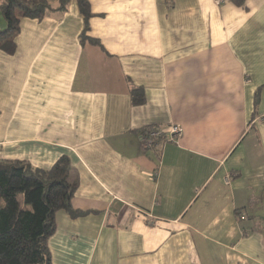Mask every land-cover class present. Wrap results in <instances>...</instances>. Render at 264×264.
I'll return each instance as SVG.
<instances>
[{
    "label": "crops",
    "instance_id": "obj_1",
    "mask_svg": "<svg viewBox=\"0 0 264 264\" xmlns=\"http://www.w3.org/2000/svg\"><path fill=\"white\" fill-rule=\"evenodd\" d=\"M89 3L87 32L72 0L0 50V161L78 183L52 264H264V0ZM150 126L182 136L147 151Z\"/></svg>",
    "mask_w": 264,
    "mask_h": 264
},
{
    "label": "trees",
    "instance_id": "obj_2",
    "mask_svg": "<svg viewBox=\"0 0 264 264\" xmlns=\"http://www.w3.org/2000/svg\"><path fill=\"white\" fill-rule=\"evenodd\" d=\"M72 0H59L54 8L46 0H4L0 6L7 26L0 28V50L13 55L23 19L42 21L52 12L66 11ZM85 22L84 33L92 18L89 0H75ZM242 5L244 0H236ZM84 39L99 45L85 35ZM134 106L144 105L145 92L132 88ZM259 94L256 95V102ZM157 126L146 127L141 135ZM70 159L61 157L49 170L34 168L25 161H0V264H52L48 241L56 231L55 216L66 211L72 217L85 212L75 211L72 199L78 183L71 180Z\"/></svg>",
    "mask_w": 264,
    "mask_h": 264
},
{
    "label": "built area",
    "instance_id": "obj_3",
    "mask_svg": "<svg viewBox=\"0 0 264 264\" xmlns=\"http://www.w3.org/2000/svg\"><path fill=\"white\" fill-rule=\"evenodd\" d=\"M182 136V128L180 126H171L168 130L161 128L153 129L148 133L141 135V141L144 149L153 151L162 143H176Z\"/></svg>",
    "mask_w": 264,
    "mask_h": 264
}]
</instances>
